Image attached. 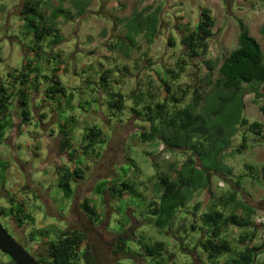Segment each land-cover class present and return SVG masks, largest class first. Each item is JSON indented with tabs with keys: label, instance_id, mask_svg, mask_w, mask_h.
<instances>
[{
	"label": "rangeland",
	"instance_id": "rangeland-1",
	"mask_svg": "<svg viewBox=\"0 0 264 264\" xmlns=\"http://www.w3.org/2000/svg\"><path fill=\"white\" fill-rule=\"evenodd\" d=\"M21 2L0 0V79L13 93L8 109L12 127L0 139V208L20 205L31 218L21 219L23 225L13 216L0 219L16 242L35 259H44L48 243L56 241L62 232L75 230L85 236L79 253L87 248L92 264H156L143 254L141 242H161L163 264H210L195 245L203 236L193 232L191 226L201 225L202 215L213 203L222 210L219 201L236 191L238 199L256 208L252 218L258 229L255 243H264V183L260 181L264 142L238 127L231 146L240 144L241 134H245L248 147L240 155H231L229 149L225 152L223 163L231 176L213 177L209 189L194 193L171 225L160 229L149 215L159 202L157 182L161 175L173 179L187 154L164 151L158 142L140 141L138 135L148 132L149 124L133 113L136 109L144 114L146 105L155 106L169 96L162 83L166 78L170 92L181 99L177 108L190 103L193 89L205 88L209 66L216 79L222 61L236 48L238 21L248 28L264 53V38L258 33L264 22V0H92L82 18L58 19L59 44L51 47L47 39L34 52L29 50L32 36L23 33ZM49 5L54 8L57 3L52 0ZM156 7L159 23L153 41L147 43L140 33L127 56L115 48L119 42L129 43L124 36L126 20L144 9L151 14ZM63 8L71 9L68 0ZM202 9L213 19L211 35L206 52L191 60L183 55L181 39L198 24ZM26 65L35 70L38 83L33 76L28 79L27 85H36L37 91L27 90L30 117L22 124L15 97L19 86L10 76ZM53 75L65 93L49 99L44 90L52 84ZM113 93L123 98L121 110L109 108ZM134 95L141 98L142 104L137 107ZM243 100L248 121L259 122L264 135L261 104H253L252 95ZM168 110L172 111L170 103ZM92 127L101 130L103 143L84 155L81 146L87 141L83 135ZM67 130L71 147L76 150L71 161L66 152L59 151L60 131ZM76 162L80 163L82 178L71 180L73 194L65 199L57 186L56 171L59 167L72 170ZM101 182L106 183L105 189L126 182L133 192L124 191L120 199L110 197L107 191L97 195L95 189ZM85 200L99 216L94 224L79 208ZM224 210L228 214L230 208ZM227 231L233 248L242 249L236 244L239 229L231 226ZM120 241H124L125 249ZM6 263L8 257L0 253V264ZM216 264H227V259H219ZM255 264H264V250Z\"/></svg>",
	"mask_w": 264,
	"mask_h": 264
},
{
	"label": "trees",
	"instance_id": "trees-1",
	"mask_svg": "<svg viewBox=\"0 0 264 264\" xmlns=\"http://www.w3.org/2000/svg\"><path fill=\"white\" fill-rule=\"evenodd\" d=\"M51 1L22 0L21 2L19 15L22 29L26 37L32 36L33 38L32 47L29 48L33 52L38 49L42 41L47 39L50 40L49 46L51 47L59 44L62 38L57 31L58 19L67 21L72 18H82L86 15L92 2V0H68L71 7L69 10L63 8V3L66 0H54L57 3L54 8L49 5ZM42 6L43 9H41ZM71 10L74 12L71 13ZM146 10L134 12L124 24V36L129 43L119 42L115 48L126 56L130 46L134 45L136 35L144 33L145 40L150 44L157 33L159 7H156V10H153L151 14H146ZM45 11L47 14L44 13ZM212 25V17L206 9H202L198 24L193 31L181 39L184 56L195 60L206 52L207 39L211 35ZM237 27L236 48L222 61L216 79L212 78L213 68L209 66L211 63L208 61L209 71L204 78L205 88L199 86L193 89L190 103L182 108H177L181 99H177L170 92L171 86L166 78L162 80V83L169 96L162 103L155 106L146 105L144 114L136 109L133 110L134 115L142 117L149 124V131L138 135L140 141L158 142L164 151L187 154L181 168L175 171L173 179L165 175L159 177L156 185L157 191L160 193L159 202L149 211V215L154 217V225L157 228L169 227L178 210L192 199L194 193L209 189L213 177L231 176V170L223 163V159L238 127L244 128V132L264 142L262 125L259 122H248L242 117L243 99L247 95H252L253 104H261L259 111H264V53L242 22L238 21ZM258 33L264 38V22L260 25ZM31 76L37 85L38 78L30 65H26L16 75L10 76L13 83L19 86L15 97L22 124L28 122L30 117L27 90L31 88L37 91L36 85H32V87L27 85ZM171 79L175 80V77ZM51 81L52 84L47 86L44 94L46 98L55 99L57 95L64 94L65 91L54 75ZM110 95L112 100L109 103V108L121 110L122 96L118 93ZM12 96L13 93L8 91L0 79V139L3 138L5 130L12 127V119L8 116ZM168 103L172 105V111L168 110ZM141 104V98L134 95V105L137 107ZM60 134L62 141L59 144V151L66 152L71 161L74 159L76 150L71 147L70 130L60 131ZM101 135V130L96 127L86 130L83 137L87 139L84 138V141L87 142L81 146L84 151L82 154L85 155L96 144H102ZM247 147L248 139L243 134L240 144L232 149L230 154L240 155L247 150ZM79 165L80 163L76 162L72 170L67 167H59L56 171L57 186L65 199H70L73 194L71 180L82 178ZM261 181L264 183V167L261 170ZM235 185L239 187V182L237 181ZM105 187L106 183L101 182L96 187L95 194L102 195L107 191L110 197L120 199L124 191L133 192L126 182H121L118 186L112 184L107 189ZM237 194L236 191H231L224 199H221L223 202L219 201L222 210L218 209L217 203H213L202 215L201 225L191 226V230H197L203 236L197 240L195 245L210 264H216L220 258L227 254H232L227 264H255L257 256L264 250V243H255L258 229L254 227L252 218L256 215L257 210L238 199ZM9 202L13 203L12 199H9ZM79 208L90 224L99 220L98 214L89 201H83ZM226 208H230L228 214L224 212ZM11 216L19 225H23L21 219L31 221L20 205L7 209L0 208V219ZM231 226L241 231L238 241L247 242L238 251L231 247L226 240L227 229ZM249 230H252V233H249ZM84 241L85 236L78 231L62 232L56 241L48 243L47 257L38 259V262L39 264H80L79 261L83 260L82 264H92L87 248L79 253L80 246ZM120 243L125 249L124 241H120ZM139 244L146 257L152 258L156 264H163L161 253L164 249L161 242L152 244L141 242ZM6 264L14 263L8 258Z\"/></svg>",
	"mask_w": 264,
	"mask_h": 264
},
{
	"label": "water",
	"instance_id": "water-1",
	"mask_svg": "<svg viewBox=\"0 0 264 264\" xmlns=\"http://www.w3.org/2000/svg\"><path fill=\"white\" fill-rule=\"evenodd\" d=\"M0 253L6 255L14 264H39L37 259L6 232L1 223Z\"/></svg>",
	"mask_w": 264,
	"mask_h": 264
},
{
	"label": "crops",
	"instance_id": "crops-1",
	"mask_svg": "<svg viewBox=\"0 0 264 264\" xmlns=\"http://www.w3.org/2000/svg\"><path fill=\"white\" fill-rule=\"evenodd\" d=\"M262 24V23H261ZM260 24V25H261ZM260 27V26H259ZM245 105V104H244ZM248 112L247 111H244V109H243V113H242V117L244 118V119H246L247 121H248V119H247V117H248ZM245 116V117H244ZM248 122H255V121H248ZM237 134V133H236ZM241 135H243V134H241ZM239 145V144H238ZM237 145V146H238ZM236 146V147H237ZM233 146H231L230 145V147H229V150L231 151L232 149H234V148H236V147H234V148H232ZM231 148V149H230ZM246 174V173H245ZM245 176H249V174L248 175H245ZM260 181H261V174H260ZM197 231V230H196ZM193 232H195V231H193ZM198 233V232H197ZM240 235H241V231H240ZM226 240L229 242V245L231 246V247H233V244H231V242L226 238ZM241 240V239H240ZM237 241H238V239H237ZM236 241V242H237ZM247 242H240V241H238L236 244L237 245H239V247H243L245 244H246ZM231 255L232 254H227V255H225V256H223L222 258H220V259H223V258H226L227 259V261H228V259H230V257H231ZM259 257V255L257 256V258Z\"/></svg>",
	"mask_w": 264,
	"mask_h": 264
},
{
	"label": "built area",
	"instance_id": "built-area-1",
	"mask_svg": "<svg viewBox=\"0 0 264 264\" xmlns=\"http://www.w3.org/2000/svg\"><path fill=\"white\" fill-rule=\"evenodd\" d=\"M162 146V145H161ZM162 149H163V147H162ZM220 186L222 185V184H219Z\"/></svg>",
	"mask_w": 264,
	"mask_h": 264
}]
</instances>
